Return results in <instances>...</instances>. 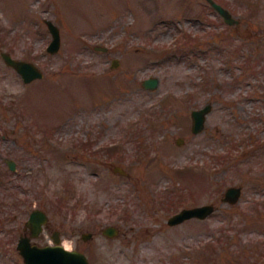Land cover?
Instances as JSON below:
<instances>
[{"label":"rangeland","instance_id":"obj_1","mask_svg":"<svg viewBox=\"0 0 264 264\" xmlns=\"http://www.w3.org/2000/svg\"><path fill=\"white\" fill-rule=\"evenodd\" d=\"M218 1L237 22L208 0H0V118L8 131L19 122V171L0 183L2 200L18 203L0 205V264H27L16 241L35 205L91 264H264V0ZM44 17L60 28L54 52ZM185 33L200 40L180 49ZM2 50L43 76L24 81ZM151 74L158 85L143 86ZM206 101L195 132L190 110ZM231 183L242 184L234 202L221 198ZM205 201L208 216L167 222Z\"/></svg>","mask_w":264,"mask_h":264},{"label":"water","instance_id":"obj_2","mask_svg":"<svg viewBox=\"0 0 264 264\" xmlns=\"http://www.w3.org/2000/svg\"><path fill=\"white\" fill-rule=\"evenodd\" d=\"M210 4L223 16L228 23L237 22L238 18L233 15L232 11L218 0H208ZM44 20L51 32V38L48 41L47 50L56 51L61 43V35L59 25L50 17H44ZM96 48L106 49L107 45L96 44ZM1 54L4 60L11 64L19 72L24 81H30L35 77L43 76L44 71L34 61L22 57H15L9 51L2 50ZM118 63L117 57H112L111 65ZM160 78L156 74L147 75L142 78L141 83L145 87L153 88L158 85ZM211 108V102L206 101L202 105L192 107L191 113V129L199 131L205 125L207 111ZM183 140L182 135L177 136V141ZM7 162L11 168H15L14 159L7 157ZM113 169L122 173L127 170L119 163L113 165ZM242 191V185L239 183L228 184L221 198L223 200L234 202L239 198ZM215 209L214 202L206 201L191 205H183L173 211L166 218L168 223H176L191 216L205 217ZM47 220V213L43 208L34 207L30 211L27 223L31 227V234H21L17 239V248L22 254L27 264H91L88 255L82 249L77 247H67L55 237L54 242L39 244L31 240V235L37 234L42 228L43 222ZM102 231L108 235L117 233L118 227L113 223H107L102 227ZM92 234L89 229L82 231V237L87 238Z\"/></svg>","mask_w":264,"mask_h":264},{"label":"flooded vegetation","instance_id":"obj_3","mask_svg":"<svg viewBox=\"0 0 264 264\" xmlns=\"http://www.w3.org/2000/svg\"><path fill=\"white\" fill-rule=\"evenodd\" d=\"M12 106V105H11ZM14 110V108H13ZM15 113V111H14ZM2 119L0 118V127H3L4 130H2L0 132V140L3 142H5L4 145L0 144V183L2 184H5V177H9L10 174H13V173H17L19 170V166H18V156L17 155H14V153L12 154V150H11V130H15V123H19V122H15L16 119L13 120L12 122V125L10 123V125L8 126L9 128V131L6 130V127H7V124H9V121L7 120L8 119V116L6 114H2L1 115ZM27 126V125H26ZM28 133V131H27ZM31 140H33L32 138H28L26 140H24L27 144H30V142H32ZM35 141L39 140L38 139H34ZM13 141L14 143H16V140L15 138H13ZM26 151L28 153H31L32 152V148H26ZM7 157L8 158H13L14 161H15V168H11V166L9 165V163L7 162ZM32 165H27L26 168H25V172L27 173H30L32 171ZM12 172V173H11ZM241 184V183H239ZM242 185V184H241ZM241 195V194H240ZM239 195V197H240ZM4 197H0V205H18L15 204L14 202H6V201H3ZM58 201L61 200V197H59L57 199ZM206 202V201H205ZM58 204H61L60 202ZM23 205H26V203L24 202ZM34 207H40V208H43L46 213H47V220L45 222H43L42 224V228L39 230V232L37 234H34V235H31V240L34 241L32 239L33 236H37V237H40V236H44V234L46 233L47 229H49L46 234L49 235L46 239V241H44V243H50V242H54L55 241V237H57L58 241H60L61 243H63L64 239H65V232L63 231L62 228L60 227H57V226H52L51 227V223L49 221V213H48V210L46 209V207L42 206V205H35L33 207H31L29 210H28V215L25 219V226H24V231L23 232H20L18 237L21 235V234H31V227L29 226V224L27 223V219H28V216L30 214V211L32 210V208ZM2 227V225H1ZM50 227V228H49ZM78 228V226H72L71 230H72V233L76 231V229ZM83 231V230H82ZM82 231H81V235H82ZM18 239V238H17ZM36 242V241H35ZM17 243V241H16ZM38 243V242H37ZM44 243H39V244H44ZM17 246V245H16Z\"/></svg>","mask_w":264,"mask_h":264},{"label":"trees","instance_id":"obj_4","mask_svg":"<svg viewBox=\"0 0 264 264\" xmlns=\"http://www.w3.org/2000/svg\"><path fill=\"white\" fill-rule=\"evenodd\" d=\"M200 37V36H199ZM199 37L198 36H191L189 33H185V34H183V35H179L178 37H177V39H176V44H177V46H182L180 49H182V48H186V47H188L189 45H192L193 44V42H196L197 40H200L199 39ZM11 108H13L12 106H11ZM20 114V113H19ZM146 121H149V119L148 118H146ZM142 139L140 138V139H138V141L139 142H141L142 143V141H141ZM88 142H86V141H83V142H81V144L83 145H86ZM230 152V151H229ZM229 152H218L217 154H216V157H217V159L218 160H221V161H227V160H230L231 159V156H230V154H229ZM179 202V201H178ZM178 202H176V201H173V202H170V206L171 205H177L178 204Z\"/></svg>","mask_w":264,"mask_h":264}]
</instances>
